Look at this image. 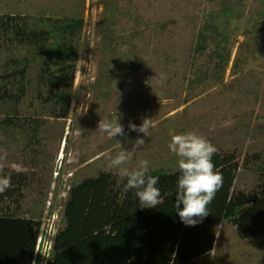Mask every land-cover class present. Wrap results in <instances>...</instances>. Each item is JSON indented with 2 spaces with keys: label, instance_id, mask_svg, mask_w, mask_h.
Instances as JSON below:
<instances>
[{
  "label": "rangeland",
  "instance_id": "1",
  "mask_svg": "<svg viewBox=\"0 0 264 264\" xmlns=\"http://www.w3.org/2000/svg\"><path fill=\"white\" fill-rule=\"evenodd\" d=\"M66 19L82 24L65 111L42 85L44 60L16 34L50 32L59 43ZM117 118L124 136L99 130ZM145 118L154 125L148 137L130 131ZM189 131L237 165L231 194L261 192L264 0H0V177L11 183L0 193V216L57 234L73 186L103 173L117 187L126 180L110 157L143 138L130 170L147 160L149 172L175 174L168 145ZM215 233L194 264H264V234L243 239L230 221ZM49 260L40 253L31 264Z\"/></svg>",
  "mask_w": 264,
  "mask_h": 264
},
{
  "label": "trees",
  "instance_id": "2",
  "mask_svg": "<svg viewBox=\"0 0 264 264\" xmlns=\"http://www.w3.org/2000/svg\"><path fill=\"white\" fill-rule=\"evenodd\" d=\"M81 24L64 20L57 30L59 43L52 41L50 32L26 29L16 34L44 60L42 85L49 90L48 99L65 111L78 58L74 39L79 38ZM25 70L20 72L22 79ZM213 162L223 185L208 205L209 215L195 226H186L175 209L179 172L148 173L159 177L156 187L162 202L155 208H141L135 190H124L126 180L117 187L109 174L73 186L64 207L65 228L57 233L47 264H194L212 250L215 228L223 221L232 222L243 239L263 235L264 187L253 195L231 194L237 165L218 153ZM39 234L38 223L0 216V264H31Z\"/></svg>",
  "mask_w": 264,
  "mask_h": 264
},
{
  "label": "clouds",
  "instance_id": "3",
  "mask_svg": "<svg viewBox=\"0 0 264 264\" xmlns=\"http://www.w3.org/2000/svg\"><path fill=\"white\" fill-rule=\"evenodd\" d=\"M153 127L152 120L148 118H145L139 126L134 123L129 124L130 131L143 133L147 137ZM99 130L106 133L109 138L125 135L124 126L118 118L111 121L101 120ZM144 144V139L138 138L130 150L124 149L115 157H110L108 166L118 170L119 175L126 178L124 190L126 192L135 190L141 208H155L162 202L160 189L156 187L159 177L148 174L149 162L147 160H140L135 169L130 170L128 167L134 153ZM168 148L178 158L180 173L177 181L175 209L186 226H195L209 215L208 205L223 185L222 174L214 170L213 156L218 149L205 137L191 131L173 135ZM9 187H11L10 179L0 177V193ZM181 204H183L182 209ZM41 235L44 236V232L40 231L39 237ZM56 235L55 233L51 239L49 256ZM37 244L38 239L36 248ZM34 256L37 257L36 250Z\"/></svg>",
  "mask_w": 264,
  "mask_h": 264
},
{
  "label": "built area",
  "instance_id": "4",
  "mask_svg": "<svg viewBox=\"0 0 264 264\" xmlns=\"http://www.w3.org/2000/svg\"><path fill=\"white\" fill-rule=\"evenodd\" d=\"M54 235L50 236L48 233L47 235L45 234L44 236H40L38 238V244H37V248H36V255L42 253L45 256H49L50 253V249H51V245H52V237Z\"/></svg>",
  "mask_w": 264,
  "mask_h": 264
}]
</instances>
